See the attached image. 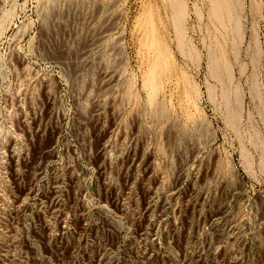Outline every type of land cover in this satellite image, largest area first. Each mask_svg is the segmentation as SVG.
<instances>
[{
  "label": "rangeland",
  "instance_id": "rangeland-1",
  "mask_svg": "<svg viewBox=\"0 0 264 264\" xmlns=\"http://www.w3.org/2000/svg\"><path fill=\"white\" fill-rule=\"evenodd\" d=\"M117 1L0 0V264H227L233 249L240 253L238 264H264V0H233L232 22L226 10L216 19L211 13L213 0H181L183 36L174 18V0ZM235 22L240 23L239 33L234 32ZM99 30H108L109 38L105 35L106 42H96L95 52L93 42ZM100 58H106V63ZM110 67L114 69L111 72L120 71L119 82L105 86L102 77L104 70L110 73ZM75 68L77 71H72ZM153 75L159 91L151 99L146 79ZM100 82L105 87H100ZM226 89L232 105L240 110L237 127L229 117ZM127 95L132 97L130 101L124 99H129ZM90 99L94 106L104 101V122L103 115L92 113ZM113 99L122 101L112 103L115 113L108 102ZM161 106L166 107V112L162 111L170 116L167 119L172 118L168 123ZM119 108H125L123 114ZM139 111L138 118L145 120L140 119L144 124L135 132L133 117ZM150 113L155 120L150 119ZM114 114L118 115L116 122H112ZM90 115L95 119H88ZM159 117L163 119L160 123ZM113 124L115 133L121 131L125 136L119 141L112 138L113 148L121 150H110L112 157L109 152L110 159L103 164L97 141ZM154 124L170 126L165 127L168 131L156 130ZM179 124H187L193 138L196 134L194 141L196 137H202L198 140L202 143L209 140L197 159L185 166L182 179L179 174L185 154L181 152L187 154L188 149L181 141L177 145L172 141ZM150 127L162 131L161 135L155 136ZM141 134L148 136L145 152L141 151ZM50 141L55 143L54 154L35 180L33 173L44 155L38 158L33 150L39 152ZM155 142L165 148L160 146V152ZM11 145L22 151L20 154L24 152L25 158L19 160L16 179L9 169ZM153 153L166 155L167 165L163 160L158 163L165 171L163 185L177 184L174 202L168 198L170 207L177 203V212L147 225L141 206L154 181L147 171ZM69 162L74 175L67 171ZM99 168H105L108 180L101 178ZM14 196L21 199L20 206ZM128 197L139 207L131 209ZM123 202L128 212L120 209ZM235 218L240 219L239 225ZM46 219H51L49 225ZM236 228L244 232L241 244L231 240ZM147 238L154 239V248Z\"/></svg>",
  "mask_w": 264,
  "mask_h": 264
},
{
  "label": "bare ground",
  "instance_id": "bare-ground-1",
  "mask_svg": "<svg viewBox=\"0 0 264 264\" xmlns=\"http://www.w3.org/2000/svg\"><path fill=\"white\" fill-rule=\"evenodd\" d=\"M235 1V0H234ZM233 0H223V1H221V0H213V7H214V9H213V12H211L214 16H216V19L217 18H219V17H222V12H223V10H226V12H227V14H228V19L230 20V22H232L233 21V19H234V15H233V12H232V5H233V2H234ZM117 2H119V0L117 1ZM116 2V3H117ZM236 2V1H235ZM115 3V2H114ZM212 3V2H211ZM112 5V4H111ZM115 5V4H114ZM172 6H173V9H174V18H175V21H176V23H177V26H178V28L180 29V34H181V36H183L184 35V17H185V13H184V5H183V2L181 1V0H174L173 1V3H172ZM111 6H109L108 5V8H110ZM114 7V6H113ZM210 7H212L211 6V4H210ZM107 8V9H108ZM107 9H105V10H107ZM212 8H210V10H211ZM110 10V9H109ZM111 12V11H110ZM106 13H107V11H106ZM105 14V13H104ZM113 14V13H112ZM237 14V13H236ZM107 15H110L109 13L108 14H106V16ZM213 16V17H214ZM109 17V16H108ZM111 17H113V16H111ZM107 18V17H106ZM111 19V18H110ZM109 19V20H110ZM113 20H114V18H112ZM223 19V18H222ZM108 20V19H107ZM108 20V21H109ZM115 20H116V17H115ZM218 20V19H217ZM220 20V19H219ZM112 21V20H111ZM223 22H224V20H223ZM106 23V22H105ZM219 24H220V22H219ZM105 25V24H104ZM106 26H108V25H106ZM105 26H103V28H104ZM109 27V26H108ZM112 27H115V26H112ZM240 23L239 22H235V26H234V32L235 33H239V31H240ZM103 28H100V29H103ZM111 28V27H110ZM228 28V27H227ZM232 28V27H231ZM107 29V28H106ZM109 29V28H108ZM112 29V28H111ZM113 30H115L114 28H113ZM98 31V30H97ZM97 31H95V32H97ZM99 31H101V30H99ZM107 31L108 30H103V31H101L98 35H97V33H96V39H94L95 40V42H93L94 43V47L96 48V45H95V43L96 42H100V41H103V40H105V35H106V33H107ZM110 32V31H109ZM113 31H111V33H112ZM110 34V33H109ZM111 35V34H110ZM107 36V35H106ZM91 37H92V34H91ZM108 38H109V35L107 36ZM93 38V37H92ZM107 38V39H108ZM89 39V38H88ZM107 39L104 41V42H106L107 41ZM89 41H91V39L89 40ZM89 43V42H88ZM91 43V42H90ZM89 43V44H90ZM93 43H91V44H93ZM85 44H87V42L85 43ZM100 44V43H99ZM91 46V45H90ZM97 46H98V44H97ZM102 46V44H100L99 45V48ZM84 47H86V46H84ZM89 47V46H88ZM82 48H83V46H82ZM90 48V47H89ZM94 48V49H95ZM98 48V49H99ZM85 49V48H84ZM86 50H87V48H86ZM92 50V49H91ZM96 50H97V48L95 49V52H96ZM81 51H85V50H83V49H81ZM80 51V52H81ZM88 51V50H87ZM80 52H78V53H80ZM83 52H81L80 54H82ZM91 52V51H90ZM89 52V53H90ZM89 53H87L88 54V56L90 55ZM84 54L86 55V52H84ZM91 54H94L93 52L91 53ZM105 54V53H104ZM85 55L84 56H82V57H85ZM80 56V55H79ZM92 56V55H91ZM102 56V55H101ZM81 57V56H80ZM79 57V58H80ZM216 57V56H215ZM66 58V57H65ZM214 58V57H213ZM77 59V58H76ZM81 59H83V58H81ZM86 59V58H85ZM88 59V58H87ZM92 59V58H91ZM90 59V60H91ZM101 59V58H100ZM103 59V58H102ZM101 59V60H102ZM105 59V63H106V58H104ZM103 59V60H104ZM58 60V59H57ZM71 60V59H70ZM89 60V61H90ZM59 62H61V60H58ZM62 61H63V59H62ZM65 61H67V60H64V63H65ZM88 61V60H87ZM86 61V62H87ZM88 61V63H90ZM67 62H69V61H67ZM77 62H79V61H77ZM81 62V61H80ZM98 62H101L100 60H98ZM103 62V61H102ZM103 62V63H104ZM62 63V62H61ZM84 63H85V61H84ZM70 64H71V62H70ZM70 64H69V67L71 68V66H70ZM76 64L77 63H75V66H76ZM81 65H83L82 63H80ZM80 64H79V66H80ZM101 63H99V65H100ZM121 64V63H120ZM106 64H103V65H100V67L102 66H105ZM119 65V64H118ZM122 65V64H121ZM121 65H119V66H121ZM63 66H65V65H63ZM79 66H78V69H79ZM125 66V65H124ZM68 67V68H69ZM86 67V66H85ZM109 67V66H108ZM64 68H66V67H64ZM67 68V69H68ZM72 68H74V67H72ZM80 68H84V67H81L80 66ZM104 68V67H103ZM105 68H106V66H105ZM104 68V69H105ZM122 68V67H121ZM124 68V67H123ZM122 68V70H124ZM77 68H75V69H73L72 71H74V70H76ZM99 69H101V68H99ZM107 69V68H106ZM109 69V68H108ZM126 69V68H125ZM112 70H114V69H112ZM111 70V67H110V70H108V72L110 71V73H106V70H104V75H103V77H102V81L105 83V86L107 85V86H112V85H114L113 83H116V80H117V78H119L118 77V73L120 72H116V71H118V70H116V71H114V72H111L112 71ZM77 71V70H76ZM98 72H100L99 70H97ZM103 71V70H102ZM67 72H69V71H67ZM80 73V72H79ZM100 73H102V72H100ZM124 73V72H123ZM66 74H68V73H66ZM70 74V73H69ZM68 74V75H69ZM75 73L73 72V74L71 73V75L73 76ZM77 74V73H76ZM81 74V73H80ZM98 74V73H97ZM122 74V71H121V73H120V75ZM71 75H69L70 77H71ZM79 75V74H78ZM82 75V74H81ZM81 75H80V77H81ZM69 76H68V78H69ZM133 76V75H132ZM75 77V76H74ZM76 77H78L77 75H76ZM99 77H101V75H99ZM121 77H122V75H121ZM79 78V77H78ZM78 78H77V80H78ZM84 78H85V76H84ZM75 79V78H74ZM73 79V80H74ZM82 79H83V76H82V78H81V81H82ZM129 80H131L130 78H128ZM127 79V80H128ZM133 79H135V78H133ZM29 80V79H28ZM32 81H33V79H31ZM84 81V80H83ZM98 81H101V79L100 80H98ZM118 81V80H117ZM120 81H121V79H120ZM136 82L138 81V80H135ZM30 82V81H29ZM29 82H27V83H29ZM76 82V81H75ZM87 82H90L91 83V80L90 81H87ZM119 82V81H118ZM125 82V84H128L129 82L128 81H124ZM128 82V83H127ZM132 82V81H131ZM130 82V83H131ZM74 83V81L72 82V84ZM102 82H100V84L99 85H101L100 87H102V85L103 84H101ZM146 83H147V86L150 88V96H151V99H154L155 98V96H156V94L158 93V91H159V88H158V86H157V81H156V76L155 75H153V76H151L149 79H146ZM31 83H29V85H30ZM120 84V83H119ZM122 84V83H121ZM124 83L122 84V86L123 85H125ZM134 85H135V83H133ZM28 85V84H27ZM74 85H75V83H74ZM78 85V84H77ZM89 85V84H88ZM73 86V85H72ZM80 85H78L77 87H79ZM104 85H103V87H105ZM117 86H118V84H117ZM121 86V85H120ZM130 86H131V84H130ZM136 86V85H135ZM85 87V86H84ZM86 87L88 88V86L86 85ZM85 87V88H86ZM93 87V86H92ZM99 87V86H98ZM99 87V88H100ZM114 87V86H113ZM115 87H116V85H115ZM125 87H127L126 85H125ZM83 88V87H82ZM82 88H81V92L83 93L84 91H82ZM122 88V87H121ZM123 88H124V86H123ZM128 88H129V86H128ZM127 88V89H128ZM131 88V87H130ZM84 89V88H83ZM90 89V91L92 90V88H89ZM104 89V88H103ZM115 89V88H114ZM118 89V88H117ZM132 89L134 90V87H132ZM131 89V90H132ZM137 89V88H136ZM79 90V89H78ZM77 90V91H78ZM85 90V89H84ZM107 90V89H106ZM111 90H112V87H111ZM122 91L124 90V89H121ZM130 90V91H131ZM227 90V89H226ZM77 91H75V92H77ZM80 91V90H79ZM78 91V93H80ZM89 91V92H90ZM110 91V90H109ZM113 91V90H112ZM116 91V90H115ZM128 91V90H127ZM86 92V91H85ZM96 92V91H95ZM102 92H103V90H102ZM133 92V91H132ZM88 92H86V94H87ZM94 93V92H93ZM98 93V92H97ZM104 93V92H103ZM115 93V92H114ZM118 93V92H117ZM121 92H119L118 94H120ZM127 93H129L130 94V92H127ZM126 93V94H127ZM136 94L137 93H139V92H135ZM224 93H225V101H226V105H227V109H228V113H229V117H230V119H231V121L235 124H237V122H239L240 123V118H239V115H240V110H239V107H236V106H234V105H232V102H231V98H230V92H229V90H227L226 92L224 91ZM89 94V93H88ZM105 94V93H104ZM134 94V93H133ZM136 94H134V95H136ZM78 95V94H77ZM76 95V96H77ZM90 95H92L91 93H90ZM94 95V94H93ZM92 95V96H93ZM96 96H97V94H95ZM111 95V94H110ZM122 95V94H121ZM132 95V94H131ZM79 96V95H78ZM80 96H81V94H80ZM78 97V98H81V97ZM82 96H84V95H82ZM92 96H90V97H92ZM125 96V95H124ZM137 96V95H136ZM136 96H134V98H136ZM88 97H89V95H88ZM87 97V98H88ZM94 97V96H93ZM93 97H92V99H93ZM105 97V96H104ZM109 97V96H108ZM119 97H120V95H119ZM118 97V98H119ZM127 97L129 98V99H127V98H125L124 97V99H126L127 101L129 100L130 101V99L132 98V97H130L129 95H127ZM78 98H77V100H78ZM83 98V97H82ZM85 98V97H84ZM86 98V99H87ZM95 98H97V97H95ZM99 98L101 99V98H103V97H100L99 96ZM133 98V99H134ZM137 98H139V96L137 97ZM164 98V97H163ZM103 99H105V98H103ZM102 99V100H103ZM106 99H108V98H106ZM124 99H123V103H124ZM148 99V98H147ZM168 99V98H167ZM80 100V99H79ZM83 100V99H82ZM97 100H98V98H97ZM109 100V99H108ZM107 100V101H108ZM111 100V99H110ZM115 99H113V102H111V101H108L109 102V104L111 103V107H112V110H114V113L116 112V107H114V102L115 101H118L117 99L114 101ZM122 100V99H121ZM138 100V99H137ZM140 100V99H139ZM162 100V99H161ZM160 100V101H161ZM164 100V99H163ZM163 100H162V102H163ZM90 101H91V99H90ZM92 101H94V99L92 100ZM92 101H91V103H92ZM101 101V100H100ZM100 101H97L96 103H95V106H94V104H93V106H94V112L92 111V113H95V114H97L99 117H100V114H101V110H102V104H104V103H102V102H104V101H102V102H100ZM120 101V100H119ZM132 101V100H131ZM134 101H136V99L134 100ZM158 101V100H157ZM160 101H158L159 102V104H160ZM165 101H167V100H165ZM165 101H164V103H165ZM79 102V101H78ZM80 102H82V101H80ZM120 102H122V101H120ZM141 102V101H140ZM157 102V103H158ZM162 102H161V104H162ZM105 103H106V101H105ZM112 103H114V104H112ZM138 103H139V101H138ZM146 103V102H145ZM148 103H149V101H148ZM156 103V102H155ZM154 103V104H155ZM164 103H163V105H164ZM116 104H119V103H116ZM125 104V103H124ZM133 104V103H132ZM136 104H137V101H136ZM136 104L134 103L133 104V106H136ZM141 104V103H140ZM144 104V103H143ZM142 104V105H143ZM159 104H157V105H159ZM169 104V103H168ZM105 105H107V103L105 104ZM131 105V104H130ZM138 105V104H137ZM146 106H147V104H145ZM166 105V104H165ZM164 105V106H165ZM225 105V106H226ZM132 106V105H131ZM133 106H132V108H133ZM146 106H144L145 107V109H144V112L143 113H145V110H146ZM156 106V105H155ZM238 106H239V104H238ZM104 107V106H103ZM107 107H109V105L108 106H106V110H107ZM125 108H126V106H124ZM129 107V106H128ZM138 107H140V106H138ZM138 107H135V108H138ZM150 107V106H149ZM148 107V108H149ZM125 108L123 109V110H125ZM131 108V109H132ZM152 108H155V107H153L152 106ZM163 107L161 106V111L165 108L166 109V107H164L163 109H162ZM110 109V108H109ZM118 109V108H117ZM120 109V108H119ZM122 109H120L119 110V113H120V111L122 112L121 114H123V110ZM130 109V110H131ZM141 109V108H140ZM156 109H158V107L156 108ZM164 109V110H165ZM105 110V109H104ZM111 110V109H110ZM130 110L129 111H127L128 113H130V115L132 114L133 115V113H131L130 112ZM137 111H138V109H136ZM159 110V109H158ZM157 110V111H158ZM184 110V109H183ZM82 111V110H81ZM81 111H79L78 112V114L81 112ZM108 111V113H109V110H107ZM141 111V110H140ZM140 111L138 112V114L135 116V117H133V120H134V123H136V125L135 126H133L134 127V131L136 132L137 130L139 131V128L141 127V125H143L142 123H141V118H142V116H140V118H138L139 117V113H140ZM143 111V110H142ZM155 111V110H154ZM161 111H160V113H161ZM113 112V111H112ZM126 112V113H127ZM146 112H147V110H146ZM152 113H153V111H151ZM163 112V111H162ZM165 112H166V110H165ZM188 112V111H187ZM82 114H83V111L81 112ZM91 113V112H90ZM92 113H91V115H92ZM118 113V111H117V113L116 114H118L119 116H120V114ZM155 113V112H154ZM153 113V114H154ZM157 113V112H156ZM160 113H158V114H160ZM164 113V112H163ZM163 113H161L159 116L160 117H163ZM167 113H169V108H168V112ZM110 114H113V113H110ZM147 114V113H146ZM188 114V113H187ZM85 115V114H84ZM87 115V114H86ZM85 115V116H86ZM91 115H90V118H88V119H90V120H94V119H92L91 118ZM101 115H103L102 116V118L101 119H103V117L105 118V115H104V112H103V114H101ZM118 115H117V117L115 116V114L114 115H112L111 117H114L115 116V118L114 119H112L113 121L112 122H116L117 121V119H118ZM128 115V114H127ZM134 115H135V113H134ZM143 115H145V114H143ZM155 115V114H154ZM157 115V114H156ZM162 115V116H161ZM167 115V114H166ZM183 115H185V114H182V116ZM81 116V115H80ZM79 116V117H80ZM83 116V115H82ZM88 116V115H87ZM93 116V115H92ZM96 116V115H95ZM94 116V117H95ZM147 116V115H146ZM150 116H151V113H150ZM150 116H148V118L150 117ZM164 116H165V113H164ZM168 116V115H167ZM165 116L166 117V119L168 118V117H170V116ZM89 117V116H88ZM99 117H98V124H97V127L98 126H100V121H101V119H100V121H99ZM121 117V116H120ZM119 117V118H120ZM123 117H124V115H123ZM159 117V119H157L158 120V122H159V120H161V122H162V120L163 119H161ZM81 118V117H80ZM84 118V117H83ZM126 118L128 119V118H130V116L129 117H127L126 116ZM152 118V116L150 117V119ZM155 118V117H154ZM154 118H152V119H154ZM156 118H158V116L156 117ZM193 118V117H192ZM86 120H87V117L85 118ZM143 119L145 120V118H142V122H143ZM150 119H148V120H150ZM165 119V123H168L170 120L169 119H167L166 120ZM125 120V119H124ZM133 120H131V121H133ZM155 120V119H154ZM169 120V121H168ZM181 120V119H180ZM184 120V118L182 119V121ZM186 120V119H185ZM239 120V121H238ZM80 121V120H79ZM82 121H83V119H82ZM97 121V120H96ZM96 121H95V125H96ZM121 121H122V119H121ZM179 121V120H178ZM194 121V120H193ZM192 121V122H193ZM85 122V120L82 122L83 124V126H85L84 123ZM103 122H104V119H103ZM123 122V121H122ZM147 122V121H146ZM146 122H145V125L144 126H146ZM151 122H153L152 120H150V124H153V123H151ZM157 121H155V124H157L156 123ZM87 123H88V120H87ZM86 123V124H87ZM94 123V122H93ZM111 123V122H110ZM134 123H131L132 125H134ZM160 123V122H159ZM179 123H180V121H179ZM185 123H187L186 121H185ZM239 123L237 124V125H239ZM80 124V123H79ZM109 124V123H108ZM115 124V123H114ZM114 124L113 125H110L111 127H109L108 129H105V130H103V134H102V137L97 141V143H98V148H99V150H97L98 151V153L100 154V156H98L99 158H102V161H103V164H106L107 163V159L109 158L108 157V155H109V152H110V150H115L116 152H117V150H121V149H117V148H113V144L111 145V141H112V138L114 137V138H116V139H118L117 141H119L120 139L122 140V138H123V135L125 136V134L123 133V132H121L120 131V133L118 132V133H115V131H114V127L116 126H114ZM123 124V123H122ZM122 124H120V125H122ZM149 124V125H150ZM154 124V125H155ZM174 124V123H173ZM182 124V123H181ZM181 124H179V126H181ZM188 124V123H187ZM187 124H185V125H182L181 127H176L177 129H175V128H173V130L175 129L176 131H175V134H173L174 136V138L172 139V141L175 143L176 142V145H177V142L179 141H181L182 142V144H183V146L185 147V148H187L188 150V153L186 154V153H184V152H181L183 155L185 154V158H184V160H183V163L180 165L181 167H180V174H179V177H181V179L183 178V175H184V168H185V166H187V164H189L191 161H193L196 157H198V155L203 151V147H204V145L203 144H205V143H207L206 141L208 140H206V138H205V142L204 143H202V142H198V140L199 141H201L202 140V137H199V138H201V140L200 139H198L197 140V137H196V140H197V142H195L194 141V138H195V135H193L194 136V138L191 136V133L189 132V131H191V129L189 130L186 126H187ZM235 124V125H236ZM82 125H79V126H81L82 127ZM103 125V124H102ZM104 125L106 126V124L104 123ZM103 125V126H104ZM148 125V126H149ZM161 124H158V125H155L154 126V128L157 130H160V128H158V126H160ZM163 125V124H162ZM165 125V124H164ZM162 126V128H161V130H163L165 127H167V126ZM174 125H176V124H174ZM173 125V126H174ZM189 125V124H188ZM191 125V124H190ZM194 125H195V122H194ZM193 125V128H195V126ZM237 125H236V127H237ZM55 126V125H54ZM114 126V127H113ZM153 126V125H152ZM170 126V125H169ZM172 126V125H171ZM96 127V128H97ZM102 127V126H101ZM118 127H119V125H118ZM121 127V126H120ZM122 127H124L123 125H122ZM121 127V128H122ZM54 128H57V126L56 127H54ZM78 128H80V127H78ZM83 128V127H82ZM105 128H107V127H105ZM150 128H152V129H150L151 131L152 130H154V128L153 127H150ZM197 128V127H196ZM195 128V129H196ZM125 129H126V127H125ZM124 129V131H126ZM146 129H148V128H146ZM166 129V131H168V129H169V127H168V129L167 128H165ZM195 129H193V130H195ZM120 130H123V128L122 129H120ZM143 130H145V127H144V129ZM80 131V130H79ZM100 131V130H99ZM137 131V132H138ZM142 131V129L140 130V132ZM146 131H148V130H146ZM146 131H144V132H146ZM165 131V130H164ZM171 131H172V129H171ZM197 131H198V128H197ZM84 132V133H83ZM83 132H81V134L83 133V137L85 136L84 134H85V131L83 130ZM117 132V131H116ZM127 132V131H126ZM125 132V133H126ZM150 132V131H149ZM153 133H154V135H155V133L157 134L159 131H157V132H155V131H152ZM162 132V131H161ZM161 132H159L160 134L159 135H161ZM170 132V131H169ZM201 132V131H200ZM200 132L198 131L197 133L200 135ZM80 133V132H79ZM95 133V132H94ZM143 133V132H142ZM146 133H148V132H146ZM80 134V135H81ZM99 134H101V133H99ZM132 134H134V133H131V135ZM137 134V133H136ZM171 134V133H170ZM88 135V134H87ZM138 135V134H137ZM142 135V139H140V140H142V141H140L139 140V138H138V140L140 141V142H142V149H141V151H143V152H145L146 150L145 149H147L146 148V146H147V144L146 143H148L149 141H147L148 139V136L146 137V135L147 134H145V136L143 135V134H141ZM165 134H163V136H164ZM167 135H168V133H167ZM166 135V136H167ZM82 136V135H81ZM96 136V135H95ZM134 136V135H133ZM140 136V135H139ZM138 136V137H139ZM144 136V137H143ZM155 136H157V135H155ZM155 136H153V137H155ZM168 136H170V135H168ZM201 136H202V134H201ZM131 137V136H130ZM160 137V136H159ZM165 137V136H164ZM171 137V136H170ZM170 137H168V138H170ZM81 138V137H80ZM86 138L88 139V137L86 136ZM92 138V137H91ZM131 138H133V137H131ZM135 138V137H134ZM149 138H150V135H149ZM168 138H167V141H168ZM82 139H84V138H82ZM81 139V140H82ZM137 139V138H136ZM136 139H134V140H136ZM155 139H157V137H155ZM160 139H162L163 140V138L161 137ZM159 139V140H160ZM171 139V138H170ZM91 140V139H90ZM154 140V139H153ZM158 140V141H159ZM86 141H88V140H86ZM86 141H84L83 140V142H85V144H86ZM137 141V140H136ZM157 141V140H156ZM171 141V140H170ZM82 142V143H83ZM165 142V141H164ZM208 142H209V140H208ZM90 143V142H89ZM89 143H87L88 145H89ZM96 143V144H97ZM116 142L114 141V144H115ZM119 143H121V142H118L116 145H119ZM156 143V145H158V143L157 142H155ZM161 143H163V141H161ZM161 143H159L160 144V146H164V145H162ZM166 143V142H165ZM167 143H169V141L167 142ZM166 143V144H167ZM171 143V142H170ZM54 142L53 141H50V143L47 145V146H45L44 148H42V150H40L39 152L38 151H36V150H33V154H34V156H38L39 154H41V155H44L43 157L42 156H40V157H42V159L43 158H45L44 160H42V159H40L39 160V164H38V162H37V165H38V169L37 170H33L34 171V173H33V177L35 178V180L37 179V178H39V176H41V172H42V170H44L45 168L44 167H46L45 166V164L47 163V161L53 156V154H54V152H53V148H54ZM87 144H86V146H87ZM123 144V143H122ZM149 144V143H148ZM150 144H152V142L150 143ZM173 144V143H172ZM171 144V145H172ZM180 144V143H179ZM178 144V145H179ZM181 144V145H182ZM116 145H114V146H116ZM139 145V144H138ZM170 145V146H171ZM181 145H179L178 147H179V151H182V150H180V148H181ZM15 145H11L10 146V148H9V169L11 170V172H12V175L15 177V179L17 178V176H18V174H17V167H18V163H19V160L20 161H22L21 159H25L24 158V152H23V154H20V153H22V151L21 152H19V151H16L17 149H16V147H14ZM33 146V145H32ZM85 146V147H86ZM121 146V145H120ZM119 146V147H120ZM140 147H141V144L139 145ZM150 146V145H149ZM153 146H154V144H153ZM159 146V145H158ZM160 146H159V148H160ZM174 146V145H173ZM84 147V149H86ZM118 147V146H117ZM139 147V148H140ZM151 147V146H150ZM155 147V146H154ZM153 147V148H154ZM161 147V148H162ZM177 147V148H178ZM88 148V147H87ZM152 148V147H151ZM152 148V149H153ZM161 148H160V152H161ZM164 148H165V146H164ZM163 148V149H164ZM174 148H175V146H174ZM117 149V150H116ZM156 149H158V148H156ZM162 149V150H163ZM166 149H167V146H166ZM172 149L173 148H171L170 149V151H172ZM87 150V149H86ZM168 150V149H167ZM185 150V149H184ZM147 151H148V149H147ZM174 151H176L175 149H174ZM18 154H17V153ZM119 152V151H118ZM122 152V151H121ZM139 152H140V149H139ZM151 151L149 150V152L148 153H150ZM153 152V151H152ZM154 152H158V151H154ZM163 152H164V150H163ZM111 153V152H110ZM147 153V152H146ZM146 153H144V154H146ZM147 153V156L149 155ZM165 153V152H164ZM99 154H97V155H99ZM168 154V153H167ZM169 154H170V152H169ZM168 154V155H169ZM173 153L171 152V155H172ZM143 155V154H142ZM183 155H182V157H183ZM25 156H26V154H25ZM38 156V158H40ZM146 156V155H145ZM145 156H143V157H145ZM151 156V157H150ZM150 156H149V166H148V174L151 176V178L153 177V179L152 180H154L153 181V185L152 186H150L148 189H147V194H148V196H147V198H146V200H144L145 202H143V204L142 205H144V206H141V207H144L145 209V212H144V222H147V225H153L156 221H159V220H167L168 218H169V216L171 215V214H173V213H175V212H177V210H175V209H177V203L174 205L175 206V208H172V207H170L169 205H168V198H174V199H172L173 201L172 202H174V200H175V197H176V192H177V184H165L166 186H164L163 185V178H164V174H165V171H164V169L159 165L160 163H158V161L160 162V160H163V163H165L164 161H165V159H166V155H164L163 153H153L152 155L150 154ZM110 157H112V153H111V156ZM110 159V158H109ZM169 159H170V156H169ZM197 159V158H196ZM36 160H38V159H36L35 158V161ZM98 160V159H97ZM102 161H100L99 160V162H102ZM170 161V160H169ZM98 162V163H99ZM109 162V161H108ZM34 163H36V162H34ZM33 163V164H34ZM70 163V162H69ZM162 163V162H161ZM264 163V162H263ZM68 164V163H67ZM72 163H70V164H68V165H66L67 167V171H68V173L69 172H72L71 174H73V170L75 169L72 165H71ZM101 164V163H100ZM169 164V163H168ZM35 165V164H34ZM162 165V164H161ZM165 165H167V163H165ZM164 165V166H165ZM163 166V165H162ZM163 166V167H164ZM101 167V166H100ZM106 167H108V166H106ZM65 168V169H66ZM35 169V168H34ZM100 169V168H99ZM102 169V168H101ZM100 169V170H101ZM105 169V168H104ZM101 170V178L103 179V180H105V179H107L106 177L108 176V174L106 173V171L105 170ZM20 170V169H19ZM107 170V169H106ZM32 171V172H33ZM20 172V171H19ZM108 172V171H107ZM70 174V173H69ZM23 175V174H22ZM74 175V174H73ZM107 175V176H106ZM57 176V175H56ZM76 176V175H75ZM74 176V177H75ZM78 176V175H77ZM106 176V177H105ZM148 176V175H147ZM166 176V175H165ZM19 177V176H18ZM32 177V176H31ZM185 177V176H184ZM57 178H59V177H57ZM73 179V178H72ZM76 179V178H75ZM32 180V179H31ZM108 180V179H107ZM111 180V179H110ZM109 180V181H110ZM34 181V180H33ZM56 181H57V179H56ZM55 181V183L54 184H57V182ZM76 181H78V178H77V180ZM59 183V182H58ZM60 184V183H59ZM5 185V184H4ZM55 186V188H56V186L57 185H54ZM60 187V186H59ZM32 191V188L30 189V192ZM131 192V191H130ZM129 195H130V193H129ZM15 197V196H14ZM16 198V197H15ZM196 200V199H195ZM195 200H193V201H195ZM122 201H123V199H122ZM128 201L130 202V204H131V206H133L131 209H133V208H135V207H137L138 205H137V201L136 200H134V199H132L131 197H128ZM16 202H18V205L20 206L21 205V203L20 202H22L21 201V199H19V198H16ZM125 202V201H124ZM121 203V204H119V207H120V209L122 210V211H125V209H126V207H128V205L127 206H125V203ZM127 202V201H126ZM176 202V201H175ZM199 202V201H198ZM127 204H128V202H127ZM130 204H129V206H130ZM197 204V203H196ZM17 205V204H16ZM140 205V204H139ZM130 206V207H131ZM187 206V205H186ZM194 206V205H193ZM139 207V206H138ZM196 207V206H195ZM17 209V208H16ZM20 209H22V208H20ZM127 210V209H126ZM134 210H136V209H134ZM131 211V212H135V211ZM220 210V209H219ZM221 210H222V207H221ZM56 212V211H55ZM82 212V211H81ZM80 212V213H81ZM125 212H128V211H125ZM79 213V214H80ZM137 213V212H136ZM139 213V212H138ZM83 214V213H82ZM177 214V213H176ZM81 215V214H80ZM135 214H133V216H134ZM139 215V214H138ZM140 215H141V212H140ZM137 216V215H136ZM175 216V215H174ZM81 217V216H80ZM238 217V216H237ZM45 218V217H44ZM81 218H84L83 216L81 217ZM177 218V217H176ZM240 218V217H239ZM236 219V218H235ZM241 219H242V217H241ZM45 220V219H44ZM51 220V219H50ZM49 220V221H50ZM84 220V219H83ZM86 220V219H85ZM240 219H236V222L237 221H239ZM46 221H47V219H46ZM49 221H47L46 223H48ZM169 221V220H168ZM174 222V221H173ZM50 223V222H49ZM49 223L47 224V225H49ZM190 223H191V221H190ZM238 223V222H237ZM175 224V223H174ZM263 224V223H262ZM261 224V225H262ZM45 225V224H44ZM238 225H239V223H238ZM242 226V225H241ZM264 226V225H263ZM47 227V226H46ZM239 227V226H238ZM237 229V230H236ZM235 229V231L233 232V234L231 235V240L235 243H237V242H239L240 244H241V240H242V237H243V230L241 229V228H236ZM146 230V229H145ZM231 232V233H232ZM142 234H146V232L144 231ZM10 237V236H9ZM13 238V237H12ZM11 238V239H12ZM147 240H148V242H151V245H152V247L154 248L155 247V244H154V239H149V238H147ZM13 241H14V239H13ZM243 241V240H242ZM243 243V242H242ZM188 244V243H187ZM232 244V243H231ZM223 245H225V244H223ZM222 246V245H221ZM187 247V246H186ZM189 247V246H188ZM187 247V248H188ZM231 249V248H230ZM190 253H191V251H190ZM13 254H15V253H13ZM11 255V254H10ZM197 255V254H196ZM13 256V255H12ZM17 256V255H16ZM99 256H102V254H100ZM198 256V255H197ZM228 256V255H227ZM13 258V257H12ZM11 259V258H10ZM240 253L238 252V251H235L234 249L233 250H231L230 251V254H229V256H228V258H227V264H238L239 262H240ZM13 260H14V258H13ZM12 260V261H13ZM15 260H17V259H15ZM11 261V260H10ZM11 261V262H12ZM19 261V260H18ZM18 261H16V263L18 262ZM13 264H14V262H13ZM18 264H21V263H18Z\"/></svg>",
  "mask_w": 264,
  "mask_h": 264
}]
</instances>
